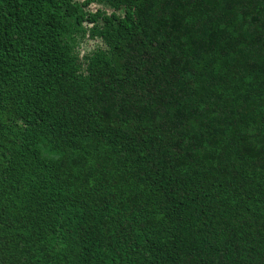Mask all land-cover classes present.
I'll return each mask as SVG.
<instances>
[{
    "label": "trees",
    "instance_id": "trees-1",
    "mask_svg": "<svg viewBox=\"0 0 264 264\" xmlns=\"http://www.w3.org/2000/svg\"><path fill=\"white\" fill-rule=\"evenodd\" d=\"M0 264H264V0H0Z\"/></svg>",
    "mask_w": 264,
    "mask_h": 264
}]
</instances>
